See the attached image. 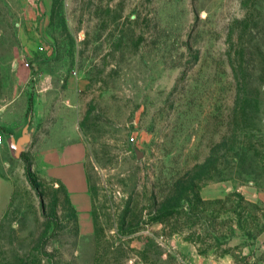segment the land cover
Listing matches in <instances>:
<instances>
[{
	"label": "rangeland",
	"instance_id": "374dc122",
	"mask_svg": "<svg viewBox=\"0 0 264 264\" xmlns=\"http://www.w3.org/2000/svg\"><path fill=\"white\" fill-rule=\"evenodd\" d=\"M0 15L2 58L24 41L26 64L54 67L94 203L85 236L35 147L39 190L7 153L0 264H264V0H0Z\"/></svg>",
	"mask_w": 264,
	"mask_h": 264
},
{
	"label": "crops",
	"instance_id": "0c3cea01",
	"mask_svg": "<svg viewBox=\"0 0 264 264\" xmlns=\"http://www.w3.org/2000/svg\"><path fill=\"white\" fill-rule=\"evenodd\" d=\"M0 35L12 34L0 30ZM13 43L14 50L3 58L0 56V133L6 140L0 145V163L6 160L7 153L11 155L7 137L21 134L32 114L35 132L25 153L35 147L40 158L34 161L43 162L47 177L64 187L80 231L90 235L94 230V203L86 170V146L73 121H63L61 105L65 96L58 97V81L51 69L54 67L33 60L26 64V60H31L26 43L17 40ZM67 85L75 89L79 83L71 77ZM44 127L48 130L42 134Z\"/></svg>",
	"mask_w": 264,
	"mask_h": 264
},
{
	"label": "water",
	"instance_id": "95a60500",
	"mask_svg": "<svg viewBox=\"0 0 264 264\" xmlns=\"http://www.w3.org/2000/svg\"><path fill=\"white\" fill-rule=\"evenodd\" d=\"M32 122V114H30L28 124L24 128L23 132L17 136L10 135L7 137L11 155L15 160H20L22 158V154H24L30 147L35 132V126Z\"/></svg>",
	"mask_w": 264,
	"mask_h": 264
},
{
	"label": "trees",
	"instance_id": "16d2710c",
	"mask_svg": "<svg viewBox=\"0 0 264 264\" xmlns=\"http://www.w3.org/2000/svg\"><path fill=\"white\" fill-rule=\"evenodd\" d=\"M33 110V101L31 99L30 101V111ZM22 160L25 162V171H26V176L30 184L33 186L34 189L39 190V185L37 183L38 178L36 173L33 171V163L29 159H27L26 153L22 154ZM90 189H91V184H90ZM92 192V189H91ZM93 195V193H92ZM97 232V231H96Z\"/></svg>",
	"mask_w": 264,
	"mask_h": 264
},
{
	"label": "built area",
	"instance_id": "2783aa9c",
	"mask_svg": "<svg viewBox=\"0 0 264 264\" xmlns=\"http://www.w3.org/2000/svg\"><path fill=\"white\" fill-rule=\"evenodd\" d=\"M5 141L6 140H5L4 134L3 133H0V145H3Z\"/></svg>",
	"mask_w": 264,
	"mask_h": 264
}]
</instances>
